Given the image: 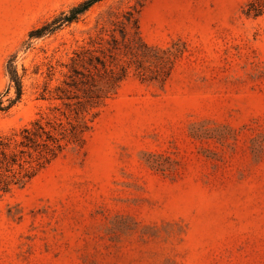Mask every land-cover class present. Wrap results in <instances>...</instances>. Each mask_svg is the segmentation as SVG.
Segmentation results:
<instances>
[{"label": "rangeland", "instance_id": "1", "mask_svg": "<svg viewBox=\"0 0 264 264\" xmlns=\"http://www.w3.org/2000/svg\"><path fill=\"white\" fill-rule=\"evenodd\" d=\"M84 1L0 0V137L60 119L72 52L119 37L129 13L145 44L181 55L163 83L130 73L82 144L0 193V264H264V15L102 0L58 26Z\"/></svg>", "mask_w": 264, "mask_h": 264}, {"label": "trees", "instance_id": "2", "mask_svg": "<svg viewBox=\"0 0 264 264\" xmlns=\"http://www.w3.org/2000/svg\"><path fill=\"white\" fill-rule=\"evenodd\" d=\"M101 1L85 0L56 23L58 26L71 24ZM244 14L252 18L264 15V0H252ZM125 20L126 24L122 23L123 27L118 30L119 37L112 30L107 39L99 36L72 52L67 72L51 98L62 108H53L60 119L44 124L36 120L16 135L0 137V193L24 186L67 146L82 144L96 115L92 112L116 93L130 73L144 82L163 83L168 79L181 55L172 51L175 44L170 49L148 46L142 41L132 14H127ZM130 23L133 33L125 30ZM13 82L17 102L21 90L16 78ZM1 105L0 102V111H3Z\"/></svg>", "mask_w": 264, "mask_h": 264}]
</instances>
